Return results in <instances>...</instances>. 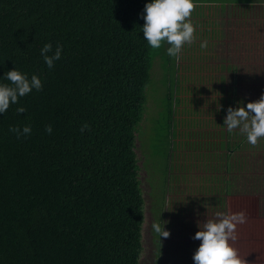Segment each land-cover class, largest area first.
I'll return each mask as SVG.
<instances>
[{
  "label": "trees",
  "instance_id": "16d2710c",
  "mask_svg": "<svg viewBox=\"0 0 264 264\" xmlns=\"http://www.w3.org/2000/svg\"><path fill=\"white\" fill-rule=\"evenodd\" d=\"M145 2L0 0V76L16 67L43 83L18 99L25 112L10 104L0 114V264H138L136 130L153 66L174 59L167 44L144 40ZM45 42L63 46L52 68L40 56ZM164 99L172 107L171 93ZM25 124L26 137L9 131Z\"/></svg>",
  "mask_w": 264,
  "mask_h": 264
},
{
  "label": "rangeland",
  "instance_id": "374dc122",
  "mask_svg": "<svg viewBox=\"0 0 264 264\" xmlns=\"http://www.w3.org/2000/svg\"><path fill=\"white\" fill-rule=\"evenodd\" d=\"M194 3L192 14L195 17L192 18L196 21L198 27L195 31L198 32L194 33L196 39L192 44L196 48L182 53V58L191 57V61L199 60L195 69L199 73H204L207 70V64L204 63L203 56L208 57V46H210L209 64L212 67L216 64L223 66V70L211 74L213 79H218L221 75L223 87L236 89L234 96L242 103L258 99L261 92H264V0H248V2L194 0ZM215 16L218 28L214 42L210 43L206 39L207 47L201 48L200 41L207 35L202 32L205 33L207 27L213 25ZM229 65L238 67V77L236 76L234 81H228L233 76L228 71ZM188 66L187 63L184 68ZM172 70L173 67L169 70L171 75H168V69L160 73L158 62L155 63L151 70L150 83L145 88L146 103L143 117L136 130L135 149L140 163L139 180L144 199L138 264H193L192 253L198 246L199 240L192 239V236L206 219H214V213L218 210L244 211L247 217L246 222L237 225V239L230 243L237 249L238 255L245 260L246 264H264V137L258 139L259 149L256 147L257 151L248 154L243 172L245 175L238 177L239 179L235 178L241 182L234 183L236 187L232 189L233 192L229 194L224 207L215 205L214 202L204 203L202 200L194 203L184 201V193L178 191L179 188L175 185L166 189L170 191V194L167 195L169 199L167 198L163 205L158 199L153 202L149 178L147 179L142 172L143 168L147 169L148 159L152 157L158 159L163 177L169 175L162 161L166 159L165 152L169 147H175L176 152L187 150L190 156L191 146H213V141H211L212 144L208 141L211 139L207 134L209 131L211 134L214 129L217 134L219 130L204 129L198 120L203 112H206L204 118H207V107L201 106L208 99L199 98L196 94L208 97L206 93L180 92L178 99L174 97L177 101L173 100L172 107L166 106L163 90L166 85L163 82L171 78ZM178 76L180 77L181 74ZM212 95L217 96L214 91ZM151 105L152 108L149 109L148 106ZM169 109L171 114L168 117ZM213 117L216 115L208 114V118ZM167 125L170 128H167ZM181 159L182 157H178L175 161L179 162ZM182 162L181 171L186 173L191 169V157ZM172 170L180 172L176 169V165ZM179 175L181 173L177 176L180 180ZM170 177V180L174 182L173 176L170 175ZM206 196L205 194H199L198 197L190 195L194 199ZM160 206L162 208L158 212H153L151 209ZM154 222L163 223L169 235L158 237L152 228Z\"/></svg>",
  "mask_w": 264,
  "mask_h": 264
},
{
  "label": "clouds",
  "instance_id": "9594fccd",
  "mask_svg": "<svg viewBox=\"0 0 264 264\" xmlns=\"http://www.w3.org/2000/svg\"><path fill=\"white\" fill-rule=\"evenodd\" d=\"M195 7L194 0H146L143 7V32L144 40L151 49H159L167 44L166 54L174 59H179L182 47L191 44L196 37L195 25L191 20L192 11ZM200 47H207V41L201 40ZM63 46L56 43L45 42L40 47V56L48 68H52L62 56ZM7 81V82H4ZM43 87L40 76L13 67L0 76V114L7 111L10 104H17L18 113L25 112V108L18 104V99L33 90L39 91ZM235 107L228 106L223 118V126L231 133L238 129L250 145L255 146L258 139L264 137V92L253 101H236ZM88 125L81 126L84 131ZM9 131L19 138L27 136L32 129L29 124L23 126H9ZM52 126L46 125L45 132L51 133ZM214 219H206L201 227L192 236L199 240L198 246L192 253L193 264H246L237 249L230 241L237 239L236 228L238 224L246 222L244 211L228 212L216 211ZM153 230L158 237H167L169 231L163 223L152 224Z\"/></svg>",
  "mask_w": 264,
  "mask_h": 264
},
{
  "label": "crops",
  "instance_id": "0c3cea01",
  "mask_svg": "<svg viewBox=\"0 0 264 264\" xmlns=\"http://www.w3.org/2000/svg\"><path fill=\"white\" fill-rule=\"evenodd\" d=\"M192 17L195 16L192 14L190 18ZM214 20L215 21L212 23L213 25H209L207 31L202 33L204 35L207 34L204 37V40L207 39L210 43L214 42L218 28L216 16ZM192 46V43L185 44L179 54V59H173V62L170 61L166 68H164L163 64L161 65V62H158L160 73L164 72L165 69H168V75H171L169 70L173 67L171 78L163 82L166 85L165 88L163 87L165 93L164 97L167 96L168 93H171L174 102H176V99L179 98L178 96L180 92H190V94H192L193 92L201 91V93H206L208 97H204V95L199 93L196 94L199 98L208 99L201 106L207 107V118H204L206 112H203L199 115L198 120L204 129H219L217 130V134L214 132L215 129L211 134H209L210 131L207 134L209 135V139H211L208 141H213V146H191L189 151L190 156L187 150L176 152L175 147H169L165 152L166 159L162 160L165 169L169 171V175L163 177L162 168L160 164H158L159 160L155 157L148 159V168L150 167V172L146 168H143L145 162L144 158L142 172L146 175V178L150 177L151 180L149 179V187L151 189L152 187L154 188V193L157 194L161 203L167 201V198L169 199L167 195L170 194V191H167L166 189L170 188L171 185H175L176 187H180L178 191L183 192L184 195L189 194L198 197L199 194H206L207 196L202 202H214L215 205L224 207L226 199H228L232 189L236 187L234 183L241 182L235 180V178L237 177V179H239L240 176L245 175L243 172L245 171V166L247 164V156L250 152L257 151L256 147L259 146V142H257L255 146L250 145L246 138L239 133L238 129H234L229 133L226 127L223 126V118L226 115L225 109L228 106H232L233 103L237 101V97L234 96L236 94V89L234 90L232 87L230 89H225L223 87V78L221 75H219L220 77L218 79H213L211 74H216V71L219 72L220 70H223V66L221 64H216L212 67V65L209 64V55L211 53L210 46H208V57L206 55L203 56V60L205 61L203 62L207 64V70H205L204 73H199L195 69L199 60L193 59L194 61H191V57L182 58V53L196 48L195 46ZM187 63L189 66L184 68ZM228 67L229 73L233 75L228 81H234L236 76L238 77V67L236 68L235 65H229ZM178 74H181V76L179 77ZM160 87L162 88V86ZM213 91L216 92L217 96L212 95ZM174 97L176 99H174ZM208 114H215L216 117L208 118ZM216 143L218 145L217 147ZM178 157H182V159L179 160V162H176L175 160ZM190 157L191 169L187 170L186 173H182V161L184 159H190ZM174 165H176V169L180 172H173L172 169ZM139 171L141 172V169H139ZM179 173H181V175H179L180 180L177 178ZM170 175L173 176V180H175L174 182L170 180ZM216 197H218L217 200H215ZM188 199L195 201L192 197H189ZM198 200L199 199H197V201ZM180 201H182V199Z\"/></svg>",
  "mask_w": 264,
  "mask_h": 264
}]
</instances>
